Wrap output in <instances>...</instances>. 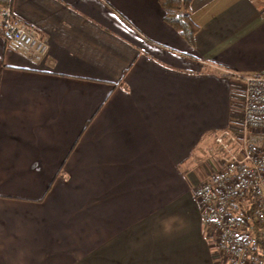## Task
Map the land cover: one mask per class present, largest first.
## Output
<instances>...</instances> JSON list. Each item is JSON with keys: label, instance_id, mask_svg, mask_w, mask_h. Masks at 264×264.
Segmentation results:
<instances>
[{"label": "crops", "instance_id": "1", "mask_svg": "<svg viewBox=\"0 0 264 264\" xmlns=\"http://www.w3.org/2000/svg\"><path fill=\"white\" fill-rule=\"evenodd\" d=\"M11 8L48 48L0 34V264H225L195 192L232 73L264 69V0H192L191 42L159 0Z\"/></svg>", "mask_w": 264, "mask_h": 264}, {"label": "built area", "instance_id": "2", "mask_svg": "<svg viewBox=\"0 0 264 264\" xmlns=\"http://www.w3.org/2000/svg\"><path fill=\"white\" fill-rule=\"evenodd\" d=\"M0 34L8 47L31 58L47 52L44 35L14 15L11 0L0 5ZM232 74L242 83L241 115L213 133L210 168L195 193L224 263L264 264L250 235L253 222L264 226V69Z\"/></svg>", "mask_w": 264, "mask_h": 264}, {"label": "trees", "instance_id": "3", "mask_svg": "<svg viewBox=\"0 0 264 264\" xmlns=\"http://www.w3.org/2000/svg\"><path fill=\"white\" fill-rule=\"evenodd\" d=\"M192 0H159L165 21L176 29L188 42L193 41L198 26L191 20L189 8ZM250 235L254 240V253L264 254V226L253 222Z\"/></svg>", "mask_w": 264, "mask_h": 264}, {"label": "rangeland", "instance_id": "4", "mask_svg": "<svg viewBox=\"0 0 264 264\" xmlns=\"http://www.w3.org/2000/svg\"><path fill=\"white\" fill-rule=\"evenodd\" d=\"M212 150H213V147H212ZM212 155V151H211V153H209V156H211ZM206 160H207V158H206Z\"/></svg>", "mask_w": 264, "mask_h": 264}]
</instances>
